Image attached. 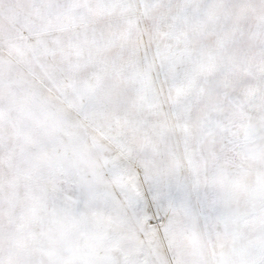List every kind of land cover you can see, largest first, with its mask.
I'll return each mask as SVG.
<instances>
[{"label": "snow or ice", "instance_id": "obj_1", "mask_svg": "<svg viewBox=\"0 0 264 264\" xmlns=\"http://www.w3.org/2000/svg\"><path fill=\"white\" fill-rule=\"evenodd\" d=\"M0 264H264V0H0Z\"/></svg>", "mask_w": 264, "mask_h": 264}]
</instances>
